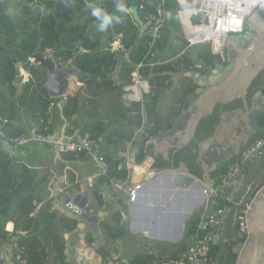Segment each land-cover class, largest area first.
<instances>
[{"label":"trees","instance_id":"16d2710c","mask_svg":"<svg viewBox=\"0 0 264 264\" xmlns=\"http://www.w3.org/2000/svg\"><path fill=\"white\" fill-rule=\"evenodd\" d=\"M7 1L0 0V84L2 86H10L17 80V65L21 64L26 70H29L30 68L26 66L29 60L34 58L40 61L42 53L47 49L54 51L57 57L67 64L73 61L80 48L91 52L85 54L80 61V69L87 74V77L81 78L80 82L85 85L94 86L100 91L111 90L122 94L123 88L131 85V76L135 71H138L141 77L149 83L150 93L145 97L143 106L135 105L129 111L132 116L128 117L126 128L119 126V128L112 130V133L106 135L109 124L97 122L90 126L97 132L87 139L98 141L102 136H106L100 145V154L108 163L109 177L123 178L127 176V172L118 170L123 159L114 160L111 150L118 148L120 142L132 141L136 130L143 127V112H145L146 119L152 127L145 130L149 137L145 136L139 147L136 157V162L139 165L146 159V142L172 127V124L164 121L161 113L158 112L160 96L169 92L175 102H183L195 90L192 81L184 75L192 72L198 65L202 66V73L205 74L222 62L221 56L212 54L210 45L198 46L189 50L186 48L181 52L169 46L170 38L183 33L178 16L181 7L176 0H166L169 21L161 34L162 39L158 45V64L154 67H150L147 60L146 47L149 38L146 34H142L131 15L127 12L116 11L117 0H75V6L67 0H40V7L34 9L25 8L23 5L19 6V16L13 21L4 14ZM138 3L139 0H127L128 10L130 11L132 7L137 8ZM89 4L118 16L120 22H114L107 32L99 31V21L91 15ZM261 16L264 18V10H261ZM77 17L85 21L83 23L76 22ZM140 18L145 23V15L140 13ZM118 34L124 36V43L132 49V53L129 62L123 63L120 68L119 85L116 86L112 74L116 71L117 63L111 54L101 52L100 46L112 41L114 35ZM163 52L165 54L160 56V53ZM141 64H145V66L138 70V66ZM44 67L51 70L54 68L52 62H46ZM178 75H181L182 78L176 84L175 76ZM45 82L46 76L44 74L32 75L30 81L23 88V96L16 102L17 107L24 111L35 124L38 119L37 115H44L50 103L47 91L43 88ZM250 92L251 90H249L248 99L251 98ZM238 108H242L240 101L225 107H218L211 117L201 123L196 140L192 145L175 155L170 161H165L159 157L154 168L168 170L185 164L190 173L200 179L203 176V171L197 164L196 151L198 145L213 136L215 128L219 125L221 111H231ZM78 112H80L78 97L70 96L67 104L64 105L63 117L71 119ZM120 115L121 118H124L126 112L123 111ZM0 119L11 122L1 127L4 139L10 140L25 134L15 124L12 105L0 106ZM262 126L264 127V118ZM77 129L80 130V136L83 138H86L91 131L94 132L89 129V126L81 127L75 124L73 131ZM49 131L39 127L37 132L48 137L51 134ZM73 131L69 135H73ZM259 138H264V132L259 133L254 140ZM4 139L0 137V238L8 236L6 225L13 222L16 232L25 233L17 240L19 247L24 249L25 264H49L50 262L67 264L64 256L65 245L56 230L57 215L48 212L47 209H41L35 217H32L35 212L34 203L42 201L41 195L42 192L45 193L44 189L51 179L50 176L44 171L26 166L23 162L6 153L3 147ZM84 157L85 154L83 153L61 154V158L65 162H73ZM225 167L226 165L219 167L212 174V178L216 179ZM107 183V178L100 177L93 186V196L100 209H103L105 205L101 189ZM263 185L264 179L261 185L254 189V193H257ZM120 206L122 207V204H119ZM109 220L102 224V228L110 240L116 241L129 233L122 223L120 209L113 211ZM65 222L62 232H71L75 225L70 223L71 221L66 220ZM199 222L198 216H194L188 222L184 240L196 236ZM177 247L178 251L163 256L174 257L179 251H184L186 248L183 246V242ZM217 250L220 249L217 248ZM221 257L225 264L237 263V255L228 246L225 247ZM140 260L141 256L136 258V262Z\"/></svg>","mask_w":264,"mask_h":264},{"label":"water","instance_id":"95a60500","mask_svg":"<svg viewBox=\"0 0 264 264\" xmlns=\"http://www.w3.org/2000/svg\"><path fill=\"white\" fill-rule=\"evenodd\" d=\"M261 10L264 9L259 8L248 19L242 38H227L222 62L213 70L203 74L202 66L198 65L192 72L184 75L192 81L194 93L178 104L179 114L171 129L161 132L153 143L145 147L146 159L140 164L139 172L133 174L132 181L135 184H141L145 175L154 174L156 177L143 185L135 203H125L123 206V212L131 217V221L125 225L131 233H148L150 238L180 244L188 222L207 200L205 192L213 187L215 180L209 184L207 179L247 146L244 142L234 145L231 150L230 143L233 144L234 139H241L236 134L231 142L226 139L234 129L242 124L246 125L247 116L256 119V123H252L255 134L263 132V127L259 128L258 122L264 117V95L258 94L248 99L253 83L264 73V18ZM129 13L143 34L144 22L137 8L132 7ZM87 53L91 52L80 48L73 61L65 64L54 51L50 52L54 68H42L46 76L43 88L49 98L67 94L72 78L87 77L80 69V61ZM16 75L18 78L21 76L20 65L16 66ZM236 101L242 103L237 115L224 112L220 114L219 125L213 136L198 145L197 164L203 171L200 179L191 174L185 164L168 170L154 168L159 157L170 161L192 145L201 123L211 117L218 107H225ZM128 146L135 148V144ZM137 154L138 150H135V155ZM57 182V179L52 180L51 200L65 210V218L75 224L74 229L64 235L66 263L104 264L109 247L102 224L107 221L108 215L101 210L95 211L89 197L80 193L75 186ZM54 184L58 186L57 191H54ZM183 185H187L189 189L183 190ZM34 206L37 208L39 204L34 203ZM247 224V241L233 251L237 255L236 264H264V185L253 198L247 213ZM234 242H237V238ZM5 248L8 249L11 264H14L13 251L9 245H5Z\"/></svg>","mask_w":264,"mask_h":264},{"label":"built area","instance_id":"2783aa9c","mask_svg":"<svg viewBox=\"0 0 264 264\" xmlns=\"http://www.w3.org/2000/svg\"><path fill=\"white\" fill-rule=\"evenodd\" d=\"M49 1V0H46ZM56 1V0H52ZM24 4L34 9L40 7V0H23ZM181 7L178 13L183 34L187 40V50L201 46L210 45L212 54L224 57L225 44L228 37H240L245 35L247 21L252 14L261 6V0H176ZM254 7H250L251 4ZM239 6V7H237ZM246 9V11H241ZM138 13L145 15L144 33L149 38L147 42V60L149 66L154 67L158 64V45L162 39V31L168 24L169 17L166 7V0H139ZM184 13H188L187 20H184ZM128 14H130L128 12ZM233 18L241 19L242 24L237 27L231 24ZM50 50L42 53L40 61L30 59L27 63L29 70L23 73L21 82L24 84L32 75L42 74V68L46 62H51ZM104 52L113 56L117 63L116 72L120 71L123 63L129 62L132 49L124 43V36L118 34L114 39L104 46ZM145 64L138 66V70ZM128 99L140 102L142 95L149 91L148 83L141 77L138 71L131 76V85L125 87ZM69 99V94L61 97L50 98V103L46 113L38 114L37 123L28 134L10 140L4 139L1 127L11 122L0 119V137L4 139V149H9L12 153L21 152L29 143L40 142L47 145L57 146L60 153H83L96 166L98 177L108 179L107 187L110 196L115 199H123L125 203H135L140 190L145 183H148L156 176L154 174L145 175L141 184H135L132 181L134 172H139L140 165H133L128 159H124L118 166L119 171L127 172L123 178L108 176V163L100 154V145L97 141H91L87 138L78 136L73 142L64 145L55 144L47 136L38 134V128L43 127L48 131L52 125V120L56 109L63 106ZM149 137L148 133H145ZM155 138L146 142V146L153 143ZM147 155V150L145 151ZM264 167V138L254 140L250 145L238 153L221 172L212 188L205 192L207 203L212 202V211L200 219L197 227V234L192 239L195 243L192 247L174 257H162L154 251H149L147 257L142 261H134L118 255H107L104 264H225L222 260V249L225 245L222 238V231L227 217L233 213V225L236 230V236L241 245H244L248 239L247 213L256 193L255 185L247 186L249 170L255 166ZM142 173V172H141ZM88 186L93 188L94 178L87 180ZM183 190H188L187 185L182 186ZM206 203V204H207ZM207 208V206H206ZM128 222V216L122 212V223ZM6 232L12 240L11 250L17 264H25L23 259L24 249L20 248L17 240L23 233L16 232L14 223L6 225Z\"/></svg>","mask_w":264,"mask_h":264},{"label":"crops","instance_id":"0c3cea01","mask_svg":"<svg viewBox=\"0 0 264 264\" xmlns=\"http://www.w3.org/2000/svg\"><path fill=\"white\" fill-rule=\"evenodd\" d=\"M67 1L72 3L73 6L76 5L75 0H67ZM21 3H22L21 0L7 1L4 14L7 17H9L11 21H13L14 19H16V17L19 16L18 8L19 6L22 5ZM123 3L127 7V0H123ZM84 21H85L84 19H80L78 17L76 19V22L83 23ZM181 40L182 39H180V41ZM184 40H186L185 35H184ZM104 46L105 43L100 46L101 52H104ZM169 46H172L170 42H169ZM25 70H26L25 67L20 64V71H21L20 78H18L16 75L17 80L10 86H2L0 84V106L8 107V105H12V112L15 115V124L21 130H23L25 134H28L30 130L35 127L36 124L30 117H28L25 114L24 111H21L16 105L17 100L23 96L24 86L31 79L30 78L25 84L21 82ZM118 74L119 71L118 72L115 71L112 74V78L115 80L116 86L119 85ZM181 78L182 77H180L178 81L175 79V83L177 84ZM80 79L81 78L79 79L72 78L70 80V88H69L70 89L69 97L70 96L78 97V107L80 108V112H78L71 119L64 118L63 108L68 101L63 106L56 109L54 118L52 120V125L49 128L51 134H49L48 136V138L50 139V141H52V143L64 145L73 142L78 136H80L79 129L73 131L75 124L81 127L89 126V129L93 130L92 128H90V126H92L93 124L97 122L107 123L109 124V129L106 135L108 133H112V130L119 128V126L126 128L128 126V121H127L128 117L132 116V113H130L129 111L133 109L135 105L143 106L144 99L150 93L151 90L149 83L145 80L148 83L149 91L147 94H143L142 100L138 102L127 98L125 87L123 88L122 94L111 90L100 91L95 89L94 86L85 85L84 83L80 82ZM114 93L118 94L121 100L120 106L123 109L120 110V114L123 111L126 112V116L124 118H121V115L117 117L116 114L113 113L111 108L107 109L103 105L104 98L105 97L108 98L114 95ZM178 104L179 103L175 102L174 98L169 92H166L160 96V100L158 104V112L161 113L164 121L171 124L174 122L177 115L179 114ZM165 106L167 108H164ZM151 127L152 125L149 124V122L146 119L145 112H143V127L139 130H136L134 138L132 139L131 142H125V141L120 142L118 148H116L113 151L111 150V153H113L112 154L113 159L116 161L119 159H123V160L128 159L130 163H132L133 165L135 164L137 165L136 162L137 155H135V150L139 151V147L142 143V140L145 137V133H146L145 130L150 129ZM72 131L74 132V134L69 135L70 132ZM96 132L97 131L94 132L91 131V133L87 134L86 138L91 137V135L96 134ZM105 137L106 136H102L97 141L99 145L103 143L102 141H104ZM226 140H228V138ZM128 144L130 145L135 144V148L132 149L130 146H128ZM4 151L6 153H9L10 155L17 154L16 157L18 161L23 162L26 166L30 168L44 171L45 174H48L50 176L51 179L48 185L46 186V188L44 189L45 193L42 192L41 195L42 201L36 202L39 204V206L37 208L34 206L35 212L32 215V217H35L40 212L41 209H47L48 212L56 214L58 218L56 221V230L58 234H60L65 247H66V243L64 240V235L69 232H62V231H63L64 223H66L65 221L67 220L68 222H70V220L65 218L64 215L65 210H63L57 203H53L51 200L52 191L50 190V187L52 185L53 179H57L58 184L73 185L75 186V188H77L80 191V193L87 195L95 211L101 210L108 215L106 222L110 221L109 217L111 216V213L113 211L120 209L121 212H123V206L125 205V201L119 198L113 199L110 196L107 184L104 185L101 189V193L104 196V202H105L104 208L100 209V207L98 206V203L93 196V188H90L87 183V180L90 178H94V184L99 179L96 166L90 159L84 157L83 159L76 160L73 162H65L62 160L60 153L57 151V146H55L54 144L47 145L40 142L29 143L19 153H12L9 149L7 150V148H5ZM263 179H264V173L259 175L254 170V168H251L248 173V180L246 185L249 186L254 184L255 186H257L259 183L262 182ZM213 180L216 181V179L212 178L211 175L207 179V183L210 184ZM215 181L213 183H215ZM53 187H54V191L58 190L57 184H54ZM193 198L195 199L196 195H194ZM206 203L207 200L204 201L202 206L193 214V217L198 216L200 219H202L212 211L213 203L212 202H209L207 204ZM119 204H122V207L121 206L119 207ZM125 225L126 224H124V226ZM127 229L129 231V228ZM234 230L235 227L233 225V213H231L227 217L222 231V238L225 244L223 245L224 249L227 246L226 243L228 242V239L231 237V235H233ZM102 231L104 233L106 242L108 243L109 247H111V249L114 248L115 251L114 253H116V255L125 257L127 259H132L134 261H136V258L140 256H141L140 261H142L144 258L147 257L148 251H155L156 253H158V255L162 257H165L163 256L165 254H162L164 253L163 252L164 250L165 253L171 249H172V253H174V251L176 250L178 251L177 245L159 239L150 238V236L147 235L148 233L146 234L128 233L124 238L118 239L116 241H112L107 237L103 228ZM23 235H25V233ZM182 242H183V246H185L186 248L192 247L195 243L194 239L192 238L188 240H184L183 238ZM182 242L180 244H182ZM11 243L12 240L9 237V235L5 236L4 238H0V264H5V263L11 264V260L8 254L9 253L8 249L5 248V245L11 246ZM219 249L221 250V247ZM13 263L17 264L15 258L13 259ZM50 263L53 264V262Z\"/></svg>","mask_w":264,"mask_h":264},{"label":"flooded vegetation","instance_id":"af4514ba","mask_svg":"<svg viewBox=\"0 0 264 264\" xmlns=\"http://www.w3.org/2000/svg\"><path fill=\"white\" fill-rule=\"evenodd\" d=\"M251 90V98H254L256 96H258V94H263L264 95V73L253 83L252 87L250 88ZM260 100H262V98H260ZM231 105V104H230ZM239 110L238 109H234V110H231V111H221L220 114H222L223 112L224 113H233L234 115H237V111ZM264 118V117H263ZM263 118L261 119L260 123L258 122V127L259 128H262V120ZM253 122L256 123V119H250L249 116H247V123L246 125H241L239 126L238 129H234L233 132H232V136H231V139L228 138V142L231 140L234 139L233 135L236 134L237 135V138H240L241 140H237V139H234L232 143H230L231 145V150H233L234 148V145H238V144H241V143H247V146L250 145L252 143V141L254 140V138L260 133V132H256L255 134V131H254V125L252 124ZM263 132H264V127H263ZM246 146V147H247ZM245 147V148H246ZM230 150L228 149V152ZM263 173H264V167L262 169ZM237 238L236 236V230H234V233L233 235H231V237L228 239V242L226 243V245L228 246V248H232L233 251L234 250H237V247L240 244L238 238H237V242H234V239ZM243 246V245H242Z\"/></svg>","mask_w":264,"mask_h":264},{"label":"rangeland","instance_id":"374dc122","mask_svg":"<svg viewBox=\"0 0 264 264\" xmlns=\"http://www.w3.org/2000/svg\"><path fill=\"white\" fill-rule=\"evenodd\" d=\"M22 1V5L25 7V8H28L25 4H24V2H23V0H21ZM5 10V9H4ZM180 39H182L181 41H180ZM170 43H171V45H172V47L174 48V49H176L178 52H181L182 50H184V49H186L187 48V40H184V35H183V33L182 34H179V35H175V36H173V38H170ZM198 47V46H197ZM165 54V52H163L162 54L160 53V56H163ZM180 77H182L181 75H178V76H175V79L178 81L179 80V78ZM120 103H121V100H120V98H119V95L118 94H116V93H114V95H112V96H110V97H105L104 98V102H103V105L107 108V109H109V108H111L112 109V111H113V113H115L116 114V116L117 117H119L120 116V110H122L123 108H121V106H120ZM163 105V104H162ZM166 106H168V105H166ZM164 107V108H167V107ZM116 117V118H117ZM119 120V119H118ZM231 136H232V134L230 135V137H228V138H230L231 139ZM16 155L17 154H13V155H11L13 158H15V159H17V157H16ZM254 168V170L257 172V174H259V175H261L262 173H263V171H262V169H263V166H261V165H258V166H255V167H253ZM262 183V182H261ZM261 183H259L257 186H255V189L256 188H258L260 185H261ZM260 190V189H259ZM128 221H131V217L130 216H128ZM131 233V231L129 230V234ZM151 240V239H150ZM108 244V243H107ZM171 245V244H170ZM108 247H109V245H108ZM222 251H224V247L222 246V249H221ZM109 255H116V253H114L115 251H114V248H112L111 249V247H109ZM164 253H162V254H172V249L171 250H169L168 252H166L165 253V250L163 251ZM107 259V258H106ZM105 259V260H106ZM49 264H51V263H49Z\"/></svg>","mask_w":264,"mask_h":264},{"label":"clouds","instance_id":"9594fccd","mask_svg":"<svg viewBox=\"0 0 264 264\" xmlns=\"http://www.w3.org/2000/svg\"><path fill=\"white\" fill-rule=\"evenodd\" d=\"M254 6H255L254 3L250 5V7H254ZM261 6L264 7V0H261ZM88 7L91 8V15L93 17H95L97 19V21H99L98 29L101 32H107V30L113 25L114 22H116V23L120 22V18L118 16H115L113 14H109L108 12H106L104 9H102L100 7L94 6L93 4H89ZM237 7H239V6H237ZM115 9L118 12H125L126 13L129 11L128 8L126 7V5L123 3V0H117V2L115 4ZM241 11H246V9H241ZM242 22H243L242 18L241 19L233 18L231 20V24L236 25L237 27H239L242 24ZM201 46H203V45H201ZM67 94H69V92Z\"/></svg>","mask_w":264,"mask_h":264},{"label":"bare ground","instance_id":"6f19581e","mask_svg":"<svg viewBox=\"0 0 264 264\" xmlns=\"http://www.w3.org/2000/svg\"><path fill=\"white\" fill-rule=\"evenodd\" d=\"M187 15H188V13H184V15H183L185 21L187 20ZM225 43H226V42H224V44H225ZM162 183H164V182L162 181ZM134 229H135V228H134ZM147 235H149V234H147Z\"/></svg>","mask_w":264,"mask_h":264}]
</instances>
